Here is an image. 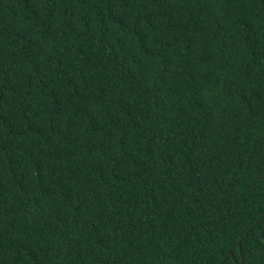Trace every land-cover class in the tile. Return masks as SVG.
Listing matches in <instances>:
<instances>
[{"label":"trees","instance_id":"trees-1","mask_svg":"<svg viewBox=\"0 0 264 264\" xmlns=\"http://www.w3.org/2000/svg\"><path fill=\"white\" fill-rule=\"evenodd\" d=\"M240 258L264 264V0H0V264Z\"/></svg>","mask_w":264,"mask_h":264},{"label":"water","instance_id":"water-1","mask_svg":"<svg viewBox=\"0 0 264 264\" xmlns=\"http://www.w3.org/2000/svg\"><path fill=\"white\" fill-rule=\"evenodd\" d=\"M245 234H246V233H245ZM260 234H261V232H260ZM227 255H230V257L233 258L232 252H231V251H227V252L225 253V255H224L223 260L226 258ZM240 257H241V255H240ZM223 260H221L218 264H221ZM238 264H241V260L238 262Z\"/></svg>","mask_w":264,"mask_h":264},{"label":"bare ground","instance_id":"bare-ground-1","mask_svg":"<svg viewBox=\"0 0 264 264\" xmlns=\"http://www.w3.org/2000/svg\"><path fill=\"white\" fill-rule=\"evenodd\" d=\"M223 258H224V257H223ZM240 260H241V258H240ZM240 260H239V261H240ZM218 263H219V262H218ZM218 263H217V264H218ZM241 264H242V260H241Z\"/></svg>","mask_w":264,"mask_h":264}]
</instances>
